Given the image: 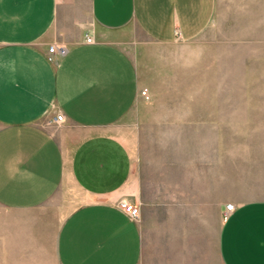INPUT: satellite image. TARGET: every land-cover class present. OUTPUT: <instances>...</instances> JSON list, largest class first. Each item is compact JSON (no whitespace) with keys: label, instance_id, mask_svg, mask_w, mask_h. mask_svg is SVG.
I'll use <instances>...</instances> for the list:
<instances>
[{"label":"crops","instance_id":"crops-1","mask_svg":"<svg viewBox=\"0 0 264 264\" xmlns=\"http://www.w3.org/2000/svg\"><path fill=\"white\" fill-rule=\"evenodd\" d=\"M214 10L215 0H0V264H140V228L118 208L136 201L132 158L111 129L139 96L128 50L141 38L190 42ZM50 46L66 54L49 63ZM69 186L87 201L66 212L55 199ZM233 207L220 263L264 264V201Z\"/></svg>","mask_w":264,"mask_h":264},{"label":"rangeland","instance_id":"rangeland-1","mask_svg":"<svg viewBox=\"0 0 264 264\" xmlns=\"http://www.w3.org/2000/svg\"><path fill=\"white\" fill-rule=\"evenodd\" d=\"M128 52L139 96L111 129L132 158L140 264H221L223 207L264 201V0H215L194 40ZM59 194L66 212L87 201Z\"/></svg>","mask_w":264,"mask_h":264},{"label":"built area","instance_id":"built-area-1","mask_svg":"<svg viewBox=\"0 0 264 264\" xmlns=\"http://www.w3.org/2000/svg\"><path fill=\"white\" fill-rule=\"evenodd\" d=\"M92 39L86 37V43H91ZM66 54V49L64 47L50 46L47 50L46 60L49 63H53L55 56H64ZM146 93L143 92L142 96H145ZM64 122V117L61 114L53 116L47 123L48 126H58ZM118 208L133 222H137L139 219V209L136 205L129 203L126 200H120L118 202ZM234 209L233 205H227L225 208L226 218L230 212Z\"/></svg>","mask_w":264,"mask_h":264}]
</instances>
